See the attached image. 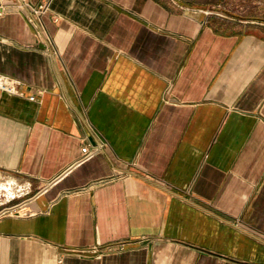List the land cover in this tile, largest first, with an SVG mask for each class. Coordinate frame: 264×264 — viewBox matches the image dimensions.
I'll use <instances>...</instances> for the list:
<instances>
[{
    "label": "crops",
    "instance_id": "0c3cea01",
    "mask_svg": "<svg viewBox=\"0 0 264 264\" xmlns=\"http://www.w3.org/2000/svg\"><path fill=\"white\" fill-rule=\"evenodd\" d=\"M19 2L0 182L28 193L0 264H264V0Z\"/></svg>",
    "mask_w": 264,
    "mask_h": 264
},
{
    "label": "built area",
    "instance_id": "2783aa9c",
    "mask_svg": "<svg viewBox=\"0 0 264 264\" xmlns=\"http://www.w3.org/2000/svg\"><path fill=\"white\" fill-rule=\"evenodd\" d=\"M17 9L27 12L28 14L43 13L48 8V2L39 5L37 8L30 5L28 0H20L17 4ZM2 8L0 9V13ZM0 90L7 93H16V89L12 82L0 76ZM30 99H33L31 97ZM100 146L85 145L81 148V159L87 158L99 151ZM25 186L16 185L15 183L5 180L0 182V218L5 216H19L24 212V207L27 199L24 196L27 194ZM16 203H13L15 202Z\"/></svg>",
    "mask_w": 264,
    "mask_h": 264
}]
</instances>
